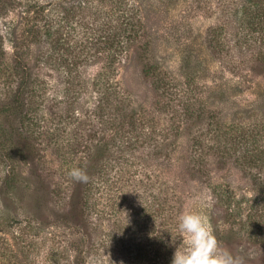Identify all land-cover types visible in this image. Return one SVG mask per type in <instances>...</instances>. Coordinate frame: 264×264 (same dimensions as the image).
<instances>
[{"label":"rangeland","instance_id":"obj_1","mask_svg":"<svg viewBox=\"0 0 264 264\" xmlns=\"http://www.w3.org/2000/svg\"><path fill=\"white\" fill-rule=\"evenodd\" d=\"M70 3L76 5L78 0ZM52 6L49 15L65 26L64 30H58L61 49L74 45L73 53L78 54L86 39L90 40L91 32L98 31L77 22L80 15L73 20L65 15L57 1ZM213 6L214 0L207 3L146 0L141 14L151 37V57L180 87H186L185 78L195 82L198 87H190V93L201 96L222 120L249 125L255 117H264V76L250 70L245 62L238 63V48L231 46L232 35L237 30H222L228 36V43L220 46L222 59L208 47L207 27L214 21ZM0 25L10 55L20 31L16 13L2 18ZM40 46L47 51L46 41ZM68 59L77 61L80 68L84 89L76 109L79 115L88 118L92 107L99 102L100 94L94 82L105 79L104 61L71 55ZM32 63L33 60L25 61L27 66ZM43 65L36 72L47 81L48 89L43 110L41 107L35 120L51 132L53 103L46 97H51L53 91L62 96L69 75L66 65L57 66L58 69ZM110 78L118 82L136 106L150 107L155 93L133 52L123 57ZM154 119L165 124L157 114ZM66 131L63 136L75 145L81 142L74 140L78 132L82 135L85 132L78 130L77 122ZM12 136L16 137V133ZM37 143L32 162L19 156L0 157V264H171L176 249H183L178 218L186 212L201 214L220 250L230 254L238 264H264L263 248L249 239L248 220L233 223L229 214L224 215L222 198L226 194L243 200L251 196L248 178L231 162L223 165L211 162L207 165V175L189 174L183 133L176 140L170 163L161 165L162 179L169 178L167 198H172L171 205L165 204L162 209L149 206L152 196L148 191L137 192L123 180L117 206L111 205L108 193L97 196L96 207L102 212L95 221L80 212V185L68 175L69 170L77 168L80 155H84L82 145L77 148L75 158L66 161L56 155L47 137H39Z\"/></svg>","mask_w":264,"mask_h":264},{"label":"trees","instance_id":"obj_2","mask_svg":"<svg viewBox=\"0 0 264 264\" xmlns=\"http://www.w3.org/2000/svg\"><path fill=\"white\" fill-rule=\"evenodd\" d=\"M56 1L65 15L72 20L80 15L77 22L98 31L91 32L90 40L86 39L78 54L73 53L74 45L61 49L58 30H64L65 26L49 15ZM70 1L0 0V23L14 12L20 30L9 55L0 27V157L19 156L32 162L35 144H39L41 136L47 137L56 155L66 161L73 160L82 145L84 155H80L77 168L85 171L89 180L78 182L79 210L95 221L102 212L96 207L97 196L108 193L111 205L117 206L123 180L137 192L148 191L152 196L149 206L157 209L165 204L170 206L169 178L162 179L161 165L170 163L176 140L183 133L189 174L207 175L211 162L218 165L231 162L248 178L251 196L243 200L226 194L222 198L224 215L229 214L233 223L247 219L249 239L264 250V117H255L249 125L222 120L201 96L190 93V87H198L195 82L185 78L186 87H180L151 57V37L141 14L146 0H78L76 5ZM213 7L214 21L207 27L208 47L222 59L220 46L228 43L222 30H237L231 46L238 48V63L245 62L250 70L264 76V0H214ZM45 41L47 51L40 46ZM132 52L155 93L146 109L136 106L118 82L110 78L123 57ZM70 55L104 61L105 79L94 82L99 102L88 118L79 115L76 109L84 88L80 68L77 61L68 59ZM29 60H33L31 66L25 64ZM43 63L54 69L66 65L69 75L62 96L53 91L51 97H46L53 103L51 132L35 120L43 110L48 89L47 81L36 72L45 66ZM156 114L165 124L154 119ZM73 122H77L78 130H85L83 135L78 132L79 136H75L78 138L74 140H81L77 145L63 136ZM261 256L264 257V252Z\"/></svg>","mask_w":264,"mask_h":264},{"label":"clouds","instance_id":"obj_3","mask_svg":"<svg viewBox=\"0 0 264 264\" xmlns=\"http://www.w3.org/2000/svg\"><path fill=\"white\" fill-rule=\"evenodd\" d=\"M68 175L80 183L89 180L87 173L80 168L69 170ZM178 221L183 249H176L171 264H238L230 254L220 250L215 235L201 214L186 212L179 216Z\"/></svg>","mask_w":264,"mask_h":264}]
</instances>
